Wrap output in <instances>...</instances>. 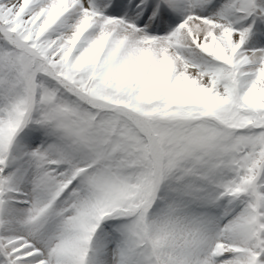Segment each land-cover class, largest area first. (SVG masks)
<instances>
[{"label": "snow or ice", "instance_id": "obj_1", "mask_svg": "<svg viewBox=\"0 0 264 264\" xmlns=\"http://www.w3.org/2000/svg\"><path fill=\"white\" fill-rule=\"evenodd\" d=\"M0 264H264V0H0Z\"/></svg>", "mask_w": 264, "mask_h": 264}]
</instances>
